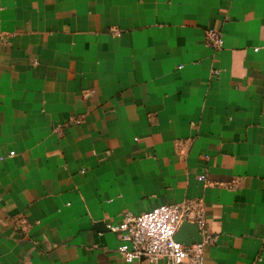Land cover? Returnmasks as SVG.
<instances>
[{
    "label": "crops",
    "instance_id": "1",
    "mask_svg": "<svg viewBox=\"0 0 264 264\" xmlns=\"http://www.w3.org/2000/svg\"><path fill=\"white\" fill-rule=\"evenodd\" d=\"M187 203L264 264V0H0V264H149L109 225Z\"/></svg>",
    "mask_w": 264,
    "mask_h": 264
},
{
    "label": "built area",
    "instance_id": "2",
    "mask_svg": "<svg viewBox=\"0 0 264 264\" xmlns=\"http://www.w3.org/2000/svg\"><path fill=\"white\" fill-rule=\"evenodd\" d=\"M206 39L216 48L224 45L219 30H208ZM200 179L205 180L206 176L201 175ZM194 207L191 203L162 204L140 214L125 212L119 223L109 225L119 240L118 253L128 263L205 264V249L214 238L206 230L203 213L190 216ZM189 219L196 222L205 234L200 242L183 244L176 239V234L181 224Z\"/></svg>",
    "mask_w": 264,
    "mask_h": 264
},
{
    "label": "water",
    "instance_id": "3",
    "mask_svg": "<svg viewBox=\"0 0 264 264\" xmlns=\"http://www.w3.org/2000/svg\"><path fill=\"white\" fill-rule=\"evenodd\" d=\"M188 226H189L188 223H187V222H184V223L182 224V227H181L180 233H181L182 230L189 228ZM183 228H184V229H183ZM180 233L178 234V236H176V239H177V240H180V241H183V242H186V243H189L188 241L181 240V238H180ZM195 240H196V241H198V240L200 241L201 239H200V238H195Z\"/></svg>",
    "mask_w": 264,
    "mask_h": 264
}]
</instances>
